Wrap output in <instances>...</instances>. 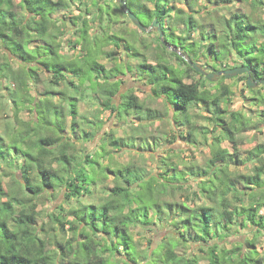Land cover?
<instances>
[{
	"label": "trees",
	"instance_id": "trees-1",
	"mask_svg": "<svg viewBox=\"0 0 264 264\" xmlns=\"http://www.w3.org/2000/svg\"><path fill=\"white\" fill-rule=\"evenodd\" d=\"M111 3L127 18L116 0H0V264H264V139L239 151L244 132L264 136V109L230 110L226 78L209 82L189 65L246 66L254 80L263 79L264 0H126L145 28L157 20L160 31L122 37L111 30L118 22ZM64 25L77 35L68 41L80 47L74 57L61 52ZM108 45L124 53L110 68L100 63L116 55L104 51ZM128 77L164 109L133 90L121 93ZM245 89L264 108V84ZM86 103L120 123H138L131 134L106 133L97 149L82 150L78 141H93L102 126L81 112ZM8 108L11 119L3 117ZM169 117L178 133L164 141L207 144L203 163L161 156L150 171L104 163L108 147L154 154L163 138L151 135L150 124ZM61 195L66 207L40 223L41 202ZM159 226L168 228L163 242L141 250L132 231ZM240 230L250 239L227 248ZM191 244L204 257L178 253Z\"/></svg>",
	"mask_w": 264,
	"mask_h": 264
},
{
	"label": "rangeland",
	"instance_id": "rangeland-1",
	"mask_svg": "<svg viewBox=\"0 0 264 264\" xmlns=\"http://www.w3.org/2000/svg\"><path fill=\"white\" fill-rule=\"evenodd\" d=\"M19 0H16L18 2ZM236 7L238 9L241 8L239 6L238 2H235ZM112 10L111 13L113 14V17H115L116 20H118L117 24H112V32L119 33L120 36H124L126 32L128 33L132 31H138L141 32L138 28H136L131 21L124 17L122 13L118 10L116 7V4L111 3ZM225 12V11H222ZM76 14V12L74 13ZM62 15V16H61ZM65 13H58L56 14V17H63ZM125 15V14H124ZM126 16V15H125ZM63 28V27H62ZM71 28V27H70ZM69 26L64 25L65 34L60 38L59 42L62 45L61 52L62 54H67L70 57H74L80 50V47L77 45L76 47L72 48L69 44V40L71 42L75 41L77 39V35L74 34V31L71 30ZM154 29V28H153ZM152 29V30H153ZM38 43V41H37ZM35 44V43H34ZM123 44V43H122ZM33 46V44H32ZM104 51L106 52H114L116 53L115 57L108 59L106 57H102L100 60L101 64L106 65V67L110 68L114 64L118 63L119 59H122L123 57V48L117 49L113 45H108L104 48ZM15 66V64H13ZM245 75V74H244ZM244 75H239L234 78L226 79V84H229L231 88V103H230V110L232 111H241L246 113L247 115H251V109L253 111L264 109L263 107L258 108V105H254L252 101H249L247 97H249L248 91L244 87V81H241L240 78L244 77ZM125 84L122 85L121 93L126 92L127 90H133L135 94L140 98V100L145 101V103H148L150 107L154 109L163 110L164 109V102L161 99H153L149 97V89L148 87L142 85L140 82H134L131 78H127L124 80ZM255 103V102H254ZM10 107V106H9ZM81 112L88 114L89 121L95 122L98 118L99 121H101L102 126L101 130H97L98 134L95 136L93 141H78L77 146L80 147L82 150H88V151H94L97 149V147L100 145V139L103 136V134L106 133H114L116 137H123L125 136V132H129L130 134L133 132V128L135 124L138 123L135 119H129L128 124L120 123L117 121L114 117H109L110 112L104 111L103 108L97 107L96 105L92 104H82L81 106ZM199 113L200 115H204L203 110L201 108L194 109L193 113ZM13 111L8 108L7 111L3 114V117L6 115L8 118H12ZM208 116V114H205ZM172 116V115H170ZM20 119H23L24 121H27L29 119V116L27 114L21 113L19 115ZM194 120L198 121L199 124H201L203 121L201 119L194 118ZM151 129V135H155L158 137L163 138V140L158 142V147H156V151L154 154L152 153H141L138 152L137 154H129L128 151H122V152H113L110 150V147H108L109 151H111V158H105L104 163H117L119 164H126V163H136L140 166H143L147 171L157 169V165L159 164L156 160L157 158L164 156L169 157L173 160H178L179 162L184 163H190L192 161H195L197 163H203L205 157H208L210 148L206 145H197L190 146L187 145L186 142L180 138H176V140L173 143H166L164 140H173V132L174 135H177V126L174 124L172 117H169L165 121H157L155 123L150 124ZM264 132V130H263ZM165 134V135H164ZM242 142L239 145V151L242 153V155L245 154L246 151L250 150L255 144L261 143L264 139L263 134H260L258 131H246L242 134ZM223 147H231L228 142H225L223 144ZM170 149H174L173 151L175 153H169ZM168 154V156H167ZM153 155V157H152ZM172 156V158L170 157ZM112 159V160H109ZM160 159V158H159ZM112 161V162H111ZM247 169L241 168V171H246ZM108 184L109 187L113 186V181L108 180L105 182ZM195 183H193V186ZM195 190L197 189V186L195 185ZM99 194L96 195V199L98 198ZM177 199L184 200L183 197L177 196ZM196 200V198L194 199ZM200 201L196 200L194 203H199ZM58 205H63V197L62 195L58 198L55 197L53 199L42 201L39 205V210H41V217L42 219L39 220L41 223L47 222L48 217L45 213L51 214L53 212L57 211ZM66 207V205H63ZM264 211V209L261 211V213ZM168 228L166 227H154L153 232L147 231L144 229L137 228L136 230L132 231L134 241H136L139 244V248L145 252L151 253L157 246L163 242V239L165 238ZM69 237V234L65 235V238ZM250 234L246 230H240V232L235 233L233 236L228 238L229 243H226L225 246L227 248L232 247V243H240L244 242L246 239H250ZM259 246L258 251L261 253L263 252L264 248V237L261 236L259 238ZM182 252H188L193 255H197L199 257H204L203 252L199 251V246L190 245L178 248V253ZM139 264H143V262H139ZM201 264H207V261L205 259L201 260Z\"/></svg>",
	"mask_w": 264,
	"mask_h": 264
},
{
	"label": "water",
	"instance_id": "water-1",
	"mask_svg": "<svg viewBox=\"0 0 264 264\" xmlns=\"http://www.w3.org/2000/svg\"><path fill=\"white\" fill-rule=\"evenodd\" d=\"M117 3H119L122 6L123 13L127 16V18L131 21V23L138 28L141 32H148L152 30L153 28L156 31H160L159 29V23L157 20H154L152 25L149 28H145L140 20L127 8L126 0H116ZM161 36V34H160ZM173 51H177L174 48L169 47ZM181 51V50H180ZM180 53V52H179ZM184 57V56H183ZM189 65L197 72L205 76V78L209 81H215L218 80L220 77H225L226 79L234 78L239 75H247V85L250 88H255L258 84L262 85L264 84V78L254 80L251 78V69L246 66H238L234 68L224 69L220 71H214L210 67H204L201 64L189 62Z\"/></svg>",
	"mask_w": 264,
	"mask_h": 264
},
{
	"label": "flooded vegetation",
	"instance_id": "flooded-vegetation-1",
	"mask_svg": "<svg viewBox=\"0 0 264 264\" xmlns=\"http://www.w3.org/2000/svg\"><path fill=\"white\" fill-rule=\"evenodd\" d=\"M246 77H247V75H246ZM251 78L252 79H255V77L251 74ZM241 81H244V87L247 85V79H245V80H241Z\"/></svg>",
	"mask_w": 264,
	"mask_h": 264
}]
</instances>
